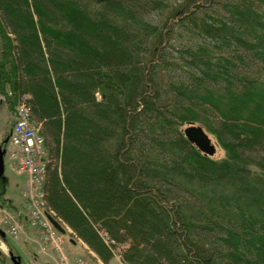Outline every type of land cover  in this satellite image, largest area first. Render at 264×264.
<instances>
[{
  "label": "trees",
  "instance_id": "obj_1",
  "mask_svg": "<svg viewBox=\"0 0 264 264\" xmlns=\"http://www.w3.org/2000/svg\"><path fill=\"white\" fill-rule=\"evenodd\" d=\"M2 98L41 125L47 209L104 264H264V0H0Z\"/></svg>",
  "mask_w": 264,
  "mask_h": 264
},
{
  "label": "rangeland",
  "instance_id": "obj_2",
  "mask_svg": "<svg viewBox=\"0 0 264 264\" xmlns=\"http://www.w3.org/2000/svg\"><path fill=\"white\" fill-rule=\"evenodd\" d=\"M15 112L16 108L13 111L8 109L4 98L0 100V147L7 146L5 142H2V138L7 131L13 129L16 122ZM208 134L216 146L214 158H223L225 151L216 138L212 134ZM4 158L5 170L2 175L0 174V230L5 232L7 228L9 229L10 224H17L19 225V232L17 235L6 233L3 238L4 241L0 238V264H13L9 255L11 251L21 257L22 264H58L60 253L54 248L53 237L55 239L59 237L61 250L69 257L70 264H81V261L85 264H104L90 250L88 245L75 236L73 231L60 220L66 231L64 233L57 232L45 216V206L40 204V191H37L34 195V200L40 209L41 215L35 220L30 218L29 207L32 205V198L27 178L11 168V161L7 152ZM32 193H35V191ZM6 220L8 223H5ZM33 221L37 223L33 225ZM52 231L56 233L54 236ZM45 245L47 248L43 249ZM126 246L117 247L114 250L115 255L110 264H123L119 255L122 254Z\"/></svg>",
  "mask_w": 264,
  "mask_h": 264
},
{
  "label": "built area",
  "instance_id": "obj_3",
  "mask_svg": "<svg viewBox=\"0 0 264 264\" xmlns=\"http://www.w3.org/2000/svg\"><path fill=\"white\" fill-rule=\"evenodd\" d=\"M16 122L13 128L12 135L10 137V143L8 147V155L10 158V166L18 174L23 175L27 178V183L31 188V198L32 205L29 207L30 218L33 220L40 217V209L34 200V195L37 191H40L41 195V205L46 208L45 216L47 214H55L53 211L47 209L46 201L44 199L43 187L47 167L50 162L48 150L46 148V140L41 131V125L36 124L32 120L31 109L25 102H20L16 107ZM35 191V193H32ZM49 220V219H48ZM48 222V221H47ZM50 222V221H49ZM5 223H8L6 220ZM37 222L33 221L32 224L35 225ZM7 226V225H6ZM55 228V227H54ZM19 225L10 224L7 232L12 235H17L19 232ZM56 229V228H55ZM53 236L56 234L54 231ZM58 232V231H57ZM101 235L107 244L114 243L104 231H100ZM54 239V248L58 250L59 259L58 264H70L69 257L61 250V243L58 239ZM124 247L123 245H117V247ZM45 245L43 249H46ZM116 247L113 249L114 255ZM121 258V254L119 255ZM122 261V258H121ZM85 264L84 262H80ZM123 264H125L122 261Z\"/></svg>",
  "mask_w": 264,
  "mask_h": 264
},
{
  "label": "water",
  "instance_id": "obj_4",
  "mask_svg": "<svg viewBox=\"0 0 264 264\" xmlns=\"http://www.w3.org/2000/svg\"><path fill=\"white\" fill-rule=\"evenodd\" d=\"M186 137L194 143L202 152L207 155L213 156L216 153V146L212 142V138L205 131V129L200 125H189L184 129ZM5 153L6 150L3 147H0V174L2 175L5 170ZM48 219L55 226V228L64 233L66 228L62 226L59 220L53 217L50 214H47ZM2 235L5 236V233L2 232ZM11 260L14 264H22V259L20 256H16L12 251L10 252Z\"/></svg>",
  "mask_w": 264,
  "mask_h": 264
},
{
  "label": "flooded vegetation",
  "instance_id": "obj_5",
  "mask_svg": "<svg viewBox=\"0 0 264 264\" xmlns=\"http://www.w3.org/2000/svg\"><path fill=\"white\" fill-rule=\"evenodd\" d=\"M10 131H11V134H12L13 129L10 130ZM10 131H7L6 135L2 138V142H5L7 146H9V143H10V137H11ZM7 146H5V147L3 146V148H4L5 150H7ZM6 152H7V151H6ZM2 232H4V230H0V238H1L2 240H4L3 238H4L5 236L2 235ZM4 233H5V234L8 233L7 230H6ZM8 234H9V233H8ZM9 255H10V253H9ZM16 256H18V255H16ZM10 259H11V256H10ZM11 262L13 263L12 260H11ZM13 264H14V263H13Z\"/></svg>",
  "mask_w": 264,
  "mask_h": 264
},
{
  "label": "crops",
  "instance_id": "obj_6",
  "mask_svg": "<svg viewBox=\"0 0 264 264\" xmlns=\"http://www.w3.org/2000/svg\"><path fill=\"white\" fill-rule=\"evenodd\" d=\"M4 241V240H3Z\"/></svg>",
  "mask_w": 264,
  "mask_h": 264
}]
</instances>
